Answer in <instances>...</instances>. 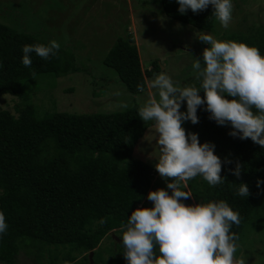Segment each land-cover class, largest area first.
I'll list each match as a JSON object with an SVG mask.
<instances>
[{
	"label": "trees",
	"instance_id": "obj_1",
	"mask_svg": "<svg viewBox=\"0 0 264 264\" xmlns=\"http://www.w3.org/2000/svg\"><path fill=\"white\" fill-rule=\"evenodd\" d=\"M161 6L168 18L202 32H213L218 21L211 5L184 15L178 12L176 0H161ZM124 37L117 40L103 65L117 73L129 93H148L147 79L160 72V65L155 62L151 71H144L134 37L130 33ZM225 41L243 42L264 55V25L226 36ZM35 44L49 42L0 23V211L8 224L0 236V263L13 264L22 251L44 258L52 249L47 264H56L60 250L66 264H90L89 254L95 256L105 238L114 240L112 235L125 230L122 225L132 211L152 207L146 200L158 172L133 159L151 124L139 118L138 107L110 114L39 115L31 102L36 78L58 79L81 72L82 67L61 48L47 60L32 53V64L25 67L22 49ZM137 85H144V92ZM194 85L199 87L200 80L196 78ZM5 96L21 100L15 113L2 108ZM209 115L198 109L199 123L188 121L183 127L186 134L197 133L200 143L215 145L225 180L214 187L200 176L188 180L182 190L191 197L183 202H227L240 216L241 223L231 229L238 236V246L253 225H264V184L257 187V179L264 180V148L250 138H233L228 134L230 126L217 125ZM237 163L242 169L239 178L230 171ZM241 183L248 185V197L236 194ZM115 244L118 257L108 264H127L122 241ZM155 251L159 255L158 247Z\"/></svg>",
	"mask_w": 264,
	"mask_h": 264
},
{
	"label": "clouds",
	"instance_id": "obj_2",
	"mask_svg": "<svg viewBox=\"0 0 264 264\" xmlns=\"http://www.w3.org/2000/svg\"><path fill=\"white\" fill-rule=\"evenodd\" d=\"M176 3L181 15L188 10L196 14L211 5L213 15L225 29L232 20V0H176ZM199 40L208 45L202 54L203 62L195 59L192 64L200 86H180L161 71L147 82L158 98L150 95L138 108L141 120L153 122L159 147L155 170L166 188L150 191L147 200L153 206L132 211L126 225H122L126 229L121 240L127 264H244L242 260H234L238 236L231 231L233 225L241 223L239 213L223 200L195 205L183 202L191 197L182 190V184L186 188L188 180L200 176L214 187L225 178L221 176L223 162L215 154V145L200 143L198 134H186L182 125L188 121L193 125L199 123L198 109L203 108L217 125L230 126L228 134L233 138H250L264 148V55L243 42L221 41L211 35H201ZM59 48L55 40L47 45H24L21 62L30 67L32 53L47 60ZM137 90L144 92L145 86L137 85ZM185 104L186 110L181 111ZM241 170L237 163L230 171L239 178ZM169 178L174 179L169 182ZM262 184L264 180L257 179V187ZM236 194L248 197V185L239 184ZM7 229L5 215L0 211V236Z\"/></svg>",
	"mask_w": 264,
	"mask_h": 264
},
{
	"label": "rangeland",
	"instance_id": "obj_3",
	"mask_svg": "<svg viewBox=\"0 0 264 264\" xmlns=\"http://www.w3.org/2000/svg\"><path fill=\"white\" fill-rule=\"evenodd\" d=\"M232 3V20L228 28H223L218 20L213 32H202L168 18L161 0H0V23L42 41L55 40L61 49L72 53L78 66L83 68L81 72L58 79L46 75L36 78L38 85L31 94V102L39 115L110 114L139 108L150 95L156 97L155 90L149 87L148 93H129L117 73L103 65L118 39L125 38L127 33L132 34L144 71H151L153 63L157 62L160 72L165 71L180 86L194 85L196 73L192 64L195 59L203 62L202 54L208 47L199 40L201 35L225 41L226 36L264 25V0H234ZM159 73H154L147 82ZM19 103L21 100L5 96L1 106L15 113V106ZM148 123L151 126L136 148L133 159L155 169L159 147L153 122ZM160 188H166V183L157 173L151 191ZM147 202L153 206L151 201ZM263 228V223H259L244 234L234 253L235 261L264 264ZM123 231L118 232L116 240L104 239L95 250L94 262L108 264L118 257L115 243L122 241ZM50 251L45 252L44 258L40 254L36 259L22 251L13 264H47ZM62 251L56 264H66L62 260L65 254Z\"/></svg>",
	"mask_w": 264,
	"mask_h": 264
},
{
	"label": "water",
	"instance_id": "obj_4",
	"mask_svg": "<svg viewBox=\"0 0 264 264\" xmlns=\"http://www.w3.org/2000/svg\"><path fill=\"white\" fill-rule=\"evenodd\" d=\"M113 237H114V239L116 240V237H115V235H113ZM118 240V239H117ZM93 256H94V253L93 252H91L90 254H89V260H90V264H93L94 262H93Z\"/></svg>",
	"mask_w": 264,
	"mask_h": 264
}]
</instances>
